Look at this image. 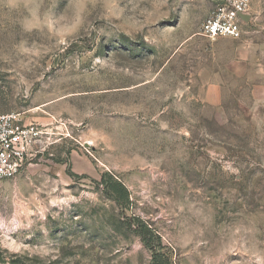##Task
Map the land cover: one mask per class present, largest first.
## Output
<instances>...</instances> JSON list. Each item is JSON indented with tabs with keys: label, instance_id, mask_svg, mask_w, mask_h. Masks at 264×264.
<instances>
[{
	"label": "rangeland",
	"instance_id": "1",
	"mask_svg": "<svg viewBox=\"0 0 264 264\" xmlns=\"http://www.w3.org/2000/svg\"><path fill=\"white\" fill-rule=\"evenodd\" d=\"M0 0V112L40 129L0 184V264H264V0ZM128 189L121 207L99 185Z\"/></svg>",
	"mask_w": 264,
	"mask_h": 264
},
{
	"label": "built area",
	"instance_id": "2",
	"mask_svg": "<svg viewBox=\"0 0 264 264\" xmlns=\"http://www.w3.org/2000/svg\"><path fill=\"white\" fill-rule=\"evenodd\" d=\"M248 0H227L202 25V35L210 40L241 37L247 15ZM40 129L26 124L19 113L0 112V184L20 174L32 161L33 149L39 142Z\"/></svg>",
	"mask_w": 264,
	"mask_h": 264
},
{
	"label": "trees",
	"instance_id": "3",
	"mask_svg": "<svg viewBox=\"0 0 264 264\" xmlns=\"http://www.w3.org/2000/svg\"><path fill=\"white\" fill-rule=\"evenodd\" d=\"M99 185L103 187L104 194L113 200L117 205L121 207H128L129 200V192L128 189L124 186L123 183L114 179V177L109 173H103L100 176ZM141 242L147 248H150L153 255V264H169L167 261L165 263H161V257L153 250L151 246H149L148 240H146L147 236L151 235V232L147 230V228H143V230L139 229L137 231Z\"/></svg>",
	"mask_w": 264,
	"mask_h": 264
},
{
	"label": "water",
	"instance_id": "4",
	"mask_svg": "<svg viewBox=\"0 0 264 264\" xmlns=\"http://www.w3.org/2000/svg\"><path fill=\"white\" fill-rule=\"evenodd\" d=\"M242 20L248 21L249 17L247 15H240L239 16Z\"/></svg>",
	"mask_w": 264,
	"mask_h": 264
}]
</instances>
